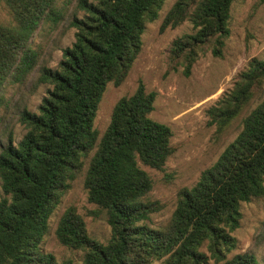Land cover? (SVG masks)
Instances as JSON below:
<instances>
[{"label": "trees", "instance_id": "trees-1", "mask_svg": "<svg viewBox=\"0 0 264 264\" xmlns=\"http://www.w3.org/2000/svg\"><path fill=\"white\" fill-rule=\"evenodd\" d=\"M0 1L11 17V23H0V78L21 81L36 65L28 39L43 20L59 18L58 0ZM232 1L172 3L159 30L188 20L192 32L171 40V69L178 65L187 76L205 49L221 55ZM162 3L76 0L82 15L70 20L73 42L62 49L54 68H38L37 81L50 88L36 111H20L25 132L19 141L13 144L8 137L0 146V264H71L56 262L38 244L59 197L93 148L83 187L87 201L104 211L110 237L105 243L90 238L73 206L64 209L55 228L60 244L83 251V264H208L209 258L220 264H257L248 252L226 255L235 248L231 232L238 227L240 203L264 195V96L195 184L179 189L167 223L157 228L144 223L161 206L147 197L151 179L137 163L160 170L172 152L169 127L149 116L155 92L138 82L132 94L115 102L99 138L92 127L105 84L123 80L140 50L144 25L157 17ZM262 90L264 59L252 57L206 110L214 136Z\"/></svg>", "mask_w": 264, "mask_h": 264}, {"label": "rangeland", "instance_id": "rangeland-1", "mask_svg": "<svg viewBox=\"0 0 264 264\" xmlns=\"http://www.w3.org/2000/svg\"><path fill=\"white\" fill-rule=\"evenodd\" d=\"M58 0L60 15L54 22L43 20L28 39V46L36 52V65L21 81L10 76L0 78V146L8 137L13 144L19 141L25 127L19 122V113L25 108H36L50 88L49 84L37 81L38 68L42 65L54 68L61 58L64 47L74 40L75 28L72 16L80 17L82 11L75 7L76 0ZM175 0H163L157 17L144 25L140 35L141 46L123 80L114 85L107 82L100 96L92 127L97 138L105 130L115 102L129 96L141 82L145 91H154L151 119L169 127L171 154L162 169L149 168L137 162L151 179L147 194L156 200L160 209L150 214L144 223L149 227L164 226L173 211L177 192L190 188L200 173L211 166L223 148L233 140L241 129L242 118L262 99L264 90L254 94L248 104L215 137V127L207 124L206 110L230 89L236 74L245 69L250 58L264 59V3L257 0H233L227 22L228 35L224 40L221 55L215 57L205 49L192 64L187 76L181 67H169L167 50L174 38L192 32L191 23L182 21L175 27L159 30L161 21ZM0 23H11L6 6L0 1ZM95 148L82 159L79 173L69 183V188L59 197L47 219V229L39 241V250L51 254L56 262L69 260L71 264H83V251L60 244L55 237V228L64 209L73 206L82 217L88 236L100 243L110 237V228L105 213L87 201L83 177L88 160ZM264 185V184H263ZM2 196L0 188V197ZM238 227L231 235L235 248L226 258L237 253H251L257 264H264V195L241 202ZM208 253L205 247L201 249ZM208 264H220L208 259Z\"/></svg>", "mask_w": 264, "mask_h": 264}]
</instances>
